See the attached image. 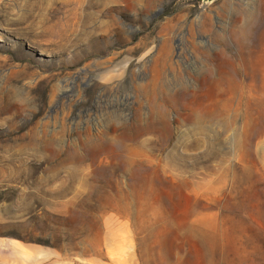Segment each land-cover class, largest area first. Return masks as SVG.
I'll use <instances>...</instances> for the list:
<instances>
[{
	"label": "rangeland",
	"instance_id": "obj_1",
	"mask_svg": "<svg viewBox=\"0 0 264 264\" xmlns=\"http://www.w3.org/2000/svg\"><path fill=\"white\" fill-rule=\"evenodd\" d=\"M12 246L264 264V0H0V264Z\"/></svg>",
	"mask_w": 264,
	"mask_h": 264
},
{
	"label": "bare ground",
	"instance_id": "obj_2",
	"mask_svg": "<svg viewBox=\"0 0 264 264\" xmlns=\"http://www.w3.org/2000/svg\"><path fill=\"white\" fill-rule=\"evenodd\" d=\"M99 1V0H98ZM201 23H202V25L204 24V25H206V23H208L207 22V20H206V18L205 19H202L201 20ZM245 27L243 28V29H241V33H243V32H245ZM211 29L209 28V27H207L206 28V31H210ZM165 49V44H163L162 45V48L160 49V51H163ZM234 58V57H233ZM235 60V59H234ZM154 64H155V67H157V65H160L159 67H158V70H159V75L163 72V69H164V67L167 65V59H165V58H162L161 57V55L160 54H158V56H156L155 57V59H154ZM238 67V66H237ZM239 68V67H238ZM118 69V68H117ZM249 73H248V75H247V73L246 72H244V74L242 73V71H240L239 69H237L236 70V74H237V76H238V80L241 82V81H243V80H245V78H247V77H249V78H251V79H253L255 76H254V74H252L250 71H248ZM256 72V71H255ZM154 80H155V76H152L150 79H149V84L152 86V88H151V86H150V90H151V93L153 92V94H157L158 93V91L156 90V82H154ZM66 90L64 89V92H65ZM237 113H235V115H236ZM238 115V114H237ZM216 116H217V114L215 115V114H213V112L211 111L210 112V114L209 115H207L206 114V112H203L202 114H201V112H199V111H194L193 113H192V119H194L196 122H206V121H213V120H215V118H216ZM136 117H137V115H136ZM203 127V126H202ZM201 129V128H200ZM205 131V130H204ZM203 132V129L201 130V132L200 133H202ZM201 143V140L200 139H198V141L196 142V144H198V143ZM130 151H133V152H135V153H137V151H136V149H129ZM128 163H129V165L130 166H136V167H139V166H141V165H145V160L144 159H140V158H137V155H132L131 154V156H129L128 157Z\"/></svg>",
	"mask_w": 264,
	"mask_h": 264
},
{
	"label": "crops",
	"instance_id": "obj_3",
	"mask_svg": "<svg viewBox=\"0 0 264 264\" xmlns=\"http://www.w3.org/2000/svg\"><path fill=\"white\" fill-rule=\"evenodd\" d=\"M10 252H14L15 256L12 258H6L5 259V264H27V261L29 262V264L32 263V261L34 262L35 261V264H42L41 263V259H36V258H31V256H27V257H23V250H20L16 247H10ZM45 258H42V261L44 260ZM2 263V261H1ZM45 264V263H43Z\"/></svg>",
	"mask_w": 264,
	"mask_h": 264
}]
</instances>
